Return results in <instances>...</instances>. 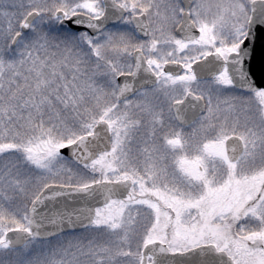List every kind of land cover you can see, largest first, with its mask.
Returning a JSON list of instances; mask_svg holds the SVG:
<instances>
[{
    "label": "snow or ice",
    "instance_id": "6c2138e0",
    "mask_svg": "<svg viewBox=\"0 0 264 264\" xmlns=\"http://www.w3.org/2000/svg\"><path fill=\"white\" fill-rule=\"evenodd\" d=\"M0 264H264V0H0Z\"/></svg>",
    "mask_w": 264,
    "mask_h": 264
}]
</instances>
